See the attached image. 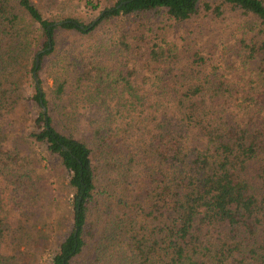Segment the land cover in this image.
I'll return each instance as SVG.
<instances>
[{"label":"trees","instance_id":"trees-1","mask_svg":"<svg viewBox=\"0 0 264 264\" xmlns=\"http://www.w3.org/2000/svg\"><path fill=\"white\" fill-rule=\"evenodd\" d=\"M102 1L86 0L100 9L87 23L70 0H0V264L51 250V264H264V0ZM156 12L173 29L233 13L241 37L227 59L191 54L146 33ZM112 22L132 66L105 61L96 33ZM33 106L28 139L60 157L72 190L56 251L52 225L18 232L20 195L42 197L36 150L16 135Z\"/></svg>","mask_w":264,"mask_h":264},{"label":"rangeland","instance_id":"rangeland-1","mask_svg":"<svg viewBox=\"0 0 264 264\" xmlns=\"http://www.w3.org/2000/svg\"><path fill=\"white\" fill-rule=\"evenodd\" d=\"M70 1L74 6L76 5V9L68 10V12L74 17L87 23L98 17L100 9L93 10L92 8H89L90 6H86V0ZM102 5H106L104 0L102 1ZM164 19V15L157 12L151 13L150 16L143 17V21L148 23L147 27H150V31H148V28H145L146 33L148 32V35L153 37L158 34L164 36L167 39L180 44L183 50L186 49L191 54L198 51L203 56L212 60L229 58L234 46H237L238 39L241 37L242 33L240 20L233 13L225 12L222 16H216L213 13H208V15L202 13L197 19L191 20V24L188 23L187 26L186 24L185 26L181 25L177 29L167 27ZM117 32L118 26L116 27L112 22L102 24L96 33L97 39L107 42L104 51L105 61L113 68L118 67L120 64H129L132 66L134 63L133 61H136L134 53L132 51L123 52L119 49L117 45L118 39L115 36ZM73 37L75 36L72 35L71 38L73 39ZM148 41H150V38H147L144 42L139 40V43L145 44L148 43ZM64 42L69 44V37L68 41L64 40ZM80 42L81 41L77 40L76 44H74L79 49L82 48L79 45ZM127 56L131 58H128ZM143 67L144 66L141 63L140 73L142 75L146 74ZM42 78L46 87L53 85V79L51 76H48L46 70L42 72ZM70 101L72 104L87 102L74 95L70 96ZM90 107L93 106L90 105ZM83 108L85 107H79V110L81 111ZM36 112L37 110L35 106L30 108V110L21 108L20 113H17L16 117V120L18 121V132L16 135L18 136L19 142L22 143V146H26L30 153L35 149L36 151H33V157L35 159L39 158L38 166L35 167V174L38 178V191L40 192V195H42L37 204L34 205L33 203L28 204L26 198L20 195L22 204L31 215L25 214L23 216H18V218L23 221L22 226L18 225V232L25 233L27 230L36 231L42 226V223L50 224L54 228V230L52 229L50 241L53 249L56 251L59 239L61 240L63 236L71 231L72 190L69 185L68 171L63 166L60 157L48 153L42 146L38 147L33 145L28 139V132L30 131V127H32L31 121L35 117ZM84 116L85 117L82 118L84 121L97 118V114H95L94 111ZM38 174L40 177H38ZM15 197L19 204L18 194ZM6 202L7 206L3 204L5 205L3 208L5 210L10 209L9 213H12L13 210L11 208L14 207V205L10 203L9 200ZM19 248L20 251L26 252L25 244L21 243ZM52 253L53 250H51L50 254L48 253L43 256L39 253H34L30 255L29 261L32 264H51Z\"/></svg>","mask_w":264,"mask_h":264},{"label":"water","instance_id":"water-1","mask_svg":"<svg viewBox=\"0 0 264 264\" xmlns=\"http://www.w3.org/2000/svg\"><path fill=\"white\" fill-rule=\"evenodd\" d=\"M37 65H38V60H37Z\"/></svg>","mask_w":264,"mask_h":264}]
</instances>
